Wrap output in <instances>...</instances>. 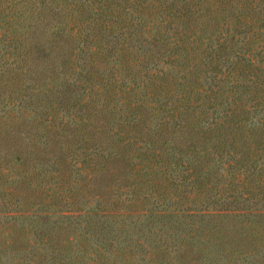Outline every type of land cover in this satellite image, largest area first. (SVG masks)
Returning <instances> with one entry per match:
<instances>
[{"label":"trees","instance_id":"trees-1","mask_svg":"<svg viewBox=\"0 0 264 264\" xmlns=\"http://www.w3.org/2000/svg\"><path fill=\"white\" fill-rule=\"evenodd\" d=\"M23 133L168 196L150 258L264 264V0H0V163Z\"/></svg>","mask_w":264,"mask_h":264},{"label":"rangeland","instance_id":"rangeland-1","mask_svg":"<svg viewBox=\"0 0 264 264\" xmlns=\"http://www.w3.org/2000/svg\"><path fill=\"white\" fill-rule=\"evenodd\" d=\"M19 142L22 155L1 152L8 159L0 163V264H172L149 253L167 238L165 211H150L151 202L168 196H149L152 182L136 168L114 171L103 188L100 171L91 173L80 158L97 159L110 148L64 141L59 149L51 136L32 133ZM155 225L157 234L148 232Z\"/></svg>","mask_w":264,"mask_h":264}]
</instances>
